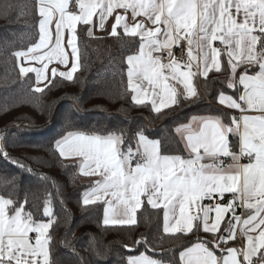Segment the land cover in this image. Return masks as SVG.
Masks as SVG:
<instances>
[{
    "label": "snow or ice",
    "instance_id": "6c2138e0",
    "mask_svg": "<svg viewBox=\"0 0 264 264\" xmlns=\"http://www.w3.org/2000/svg\"><path fill=\"white\" fill-rule=\"evenodd\" d=\"M34 7L38 39L12 55L21 77L35 73L37 93L57 76L73 80L80 60L78 25L92 37L109 18V35L119 38L122 32L135 48L125 58L126 91L135 106L150 103L156 114L179 104L177 86L183 99L198 98L195 77L207 81L211 72L225 71L227 57L225 79L234 92L220 90L216 100L234 112L193 116L179 125L175 131L186 155L163 154L161 141L143 130L131 138L122 130L68 132L55 150L78 161L80 175L97 177L82 199L84 205L103 201L105 225L135 224L146 200L163 210L165 234L196 236L181 245L179 264H264V0H34ZM175 47L187 60L176 59ZM32 63L39 67L24 66ZM53 63L67 70L49 68ZM225 194L232 196L227 203ZM27 203V196L21 201L0 195V264H51L50 229L57 222L52 193L43 198L46 222L27 211ZM238 203L243 217L236 214ZM147 251L128 255L125 264H162Z\"/></svg>",
    "mask_w": 264,
    "mask_h": 264
},
{
    "label": "trees",
    "instance_id": "16d2710c",
    "mask_svg": "<svg viewBox=\"0 0 264 264\" xmlns=\"http://www.w3.org/2000/svg\"><path fill=\"white\" fill-rule=\"evenodd\" d=\"M38 19L34 0H0V195L7 198L11 193L13 200L21 201L27 196L26 210L46 222L43 198L52 193L57 222L50 229L51 264H125L128 255L146 250L162 264H179L181 245L195 240V235L165 234L163 210L153 209L146 200L137 210L135 224L105 225L104 203L83 204L91 183L80 176L78 161L59 156L55 142L75 131L122 130L131 138L143 130L147 137L161 141L163 154L186 155L175 131L178 125L192 115L229 113L214 105L220 90L228 95L234 92L225 79L227 58L225 71L212 72L207 81H200L198 98L180 97L178 105L156 114L149 103L135 106L126 91L125 58L135 50L132 40L122 32L119 38L89 37L80 25V60L73 80L57 76L37 93L33 90L35 76L21 77L12 54L37 41ZM232 143L238 151V137ZM5 179H14V186L6 187ZM236 214L240 215L239 208ZM137 240H141L139 245L134 244Z\"/></svg>",
    "mask_w": 264,
    "mask_h": 264
},
{
    "label": "crops",
    "instance_id": "0c3cea01",
    "mask_svg": "<svg viewBox=\"0 0 264 264\" xmlns=\"http://www.w3.org/2000/svg\"><path fill=\"white\" fill-rule=\"evenodd\" d=\"M118 11H120L121 12V14H123V12H122V10H118ZM130 15V14H129ZM95 19V18H94ZM114 21V18H109V22L106 24V28H105V30H98V29H94V32H93V37H106V36H110L109 35V31H110V28H111V23ZM78 26H80V25H78ZM81 26H83V25H81ZM86 27V26H85ZM217 43V45H218V42H216ZM227 58V57H226ZM185 60H187V56H186V58L184 59V60H181V61H185ZM24 66H34V67H39V65H36V64H34V63H32V64H25ZM53 66H56V67H58L59 68V70L60 71H66L67 69L66 68H64L63 66H60V65H56L55 63H53V64H50L49 65V68H51V67H53ZM69 67H70V65H69ZM194 71H196L197 69H193ZM214 72V71H213ZM212 73V72H211ZM210 73V74H211ZM34 74V76H35V73H33ZM209 74V75H210ZM48 75H49V77L51 78V73L49 72L48 73ZM202 79H204V78H202V77H200V76H196L195 77V79H194V84H195V87H196V89H197V91L199 92V89H200V81L202 80ZM41 87H43V84L42 85H40ZM178 87V91L180 92V97H183V88L181 87V86H177ZM150 104V103H149ZM208 104H212V103H208ZM215 106H218V107H221V108H223V109H225V110H227L230 114L231 113H233L234 112V110H229V109H226V108H224L222 105H220V104H218V103H216V104H214ZM150 106H151V104H150ZM247 114H249V115H255L256 113H253V112H249V113H247ZM193 116H197V117H199V116H207V115H192L191 117H193ZM190 117V118H191ZM190 118H189V120H190ZM188 120V121H189ZM187 121V122H188ZM187 122H185V123H187ZM185 123H183V124H185ZM181 125V124H180ZM179 126V125H178ZM177 126V127H178ZM178 135V134H177ZM178 137H179V135H178ZM149 139H152V138H150V137H148ZM180 138V137H179ZM152 140H155V139H152ZM238 150H239V147H238ZM208 161H205V163H207ZM231 161L230 160H228V163H230ZM80 174V173H79ZM81 177H82V179L84 180V181H86V182H90L91 183V187H92V185H93V181L95 180V179H97V177H88V176H83V175H80ZM90 190V189H89ZM225 196H228V198H227V200H225L224 202L225 203H227V201L228 200H231L232 199V196H231V194H225ZM101 202H103V201H101ZM204 203H208V201L207 200H205L204 201ZM104 207H105V205H104ZM237 208H239L240 209V216H244L245 215V209L241 206V205H239V203H238V205H237ZM103 218H104V211H103ZM109 225H113V224H109ZM115 225H120V224H115ZM123 225H131V224H123ZM30 235H33L34 236V234H30Z\"/></svg>",
    "mask_w": 264,
    "mask_h": 264
},
{
    "label": "built area",
    "instance_id": "2783aa9c",
    "mask_svg": "<svg viewBox=\"0 0 264 264\" xmlns=\"http://www.w3.org/2000/svg\"><path fill=\"white\" fill-rule=\"evenodd\" d=\"M184 47L185 48L187 47L186 42H184ZM173 53H174V55L178 61L184 60L186 58V54L183 53L179 47L173 48ZM154 56H155V58L160 59L165 63L167 62V60L165 59V56L161 53H154ZM235 114L238 115V113H235ZM241 162L243 163V162H247V161L242 160ZM225 163H228V161L226 160Z\"/></svg>",
    "mask_w": 264,
    "mask_h": 264
},
{
    "label": "rangeland",
    "instance_id": "374dc122",
    "mask_svg": "<svg viewBox=\"0 0 264 264\" xmlns=\"http://www.w3.org/2000/svg\"><path fill=\"white\" fill-rule=\"evenodd\" d=\"M33 74V73H32ZM34 75V74H33Z\"/></svg>",
    "mask_w": 264,
    "mask_h": 264
}]
</instances>
